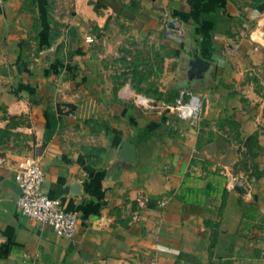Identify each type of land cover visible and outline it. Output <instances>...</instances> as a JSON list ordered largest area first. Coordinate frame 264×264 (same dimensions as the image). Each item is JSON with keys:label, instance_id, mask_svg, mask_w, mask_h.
<instances>
[{"label": "crops", "instance_id": "crops-1", "mask_svg": "<svg viewBox=\"0 0 264 264\" xmlns=\"http://www.w3.org/2000/svg\"><path fill=\"white\" fill-rule=\"evenodd\" d=\"M26 154L71 238L18 212ZM0 264H264V0H0Z\"/></svg>", "mask_w": 264, "mask_h": 264}, {"label": "built area", "instance_id": "built-area-1", "mask_svg": "<svg viewBox=\"0 0 264 264\" xmlns=\"http://www.w3.org/2000/svg\"><path fill=\"white\" fill-rule=\"evenodd\" d=\"M168 25L171 26V23ZM139 100L143 102V98ZM171 110L178 118L194 125L200 115V99L190 91L182 89L174 98ZM15 166L18 174L15 206L18 212L37 224L50 226L57 236L71 238L76 217L73 213L64 211L56 200L47 197L42 191L44 174L37 157L31 154L22 155ZM244 180L248 181V177Z\"/></svg>", "mask_w": 264, "mask_h": 264}, {"label": "water", "instance_id": "water-1", "mask_svg": "<svg viewBox=\"0 0 264 264\" xmlns=\"http://www.w3.org/2000/svg\"><path fill=\"white\" fill-rule=\"evenodd\" d=\"M191 66H195V67H202V66H204L205 65V61H203L202 59H200V58H198V57H196V56H194L193 57V59L191 60ZM132 152H133V147H132V145H130L129 143H126V144H123L122 146H121V155L122 156H124V155H126V157L127 156H129V155H131L132 154ZM236 190H239L238 188H236V187H234Z\"/></svg>", "mask_w": 264, "mask_h": 264}, {"label": "trees", "instance_id": "trees-1", "mask_svg": "<svg viewBox=\"0 0 264 264\" xmlns=\"http://www.w3.org/2000/svg\"><path fill=\"white\" fill-rule=\"evenodd\" d=\"M169 100H167L168 102H172L173 98L176 96L177 91L176 90H170L169 92Z\"/></svg>", "mask_w": 264, "mask_h": 264}]
</instances>
